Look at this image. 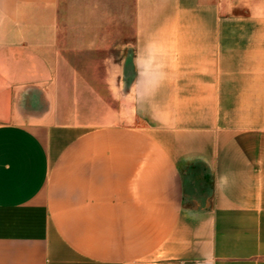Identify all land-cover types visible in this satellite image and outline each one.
Listing matches in <instances>:
<instances>
[{"label": "crops", "instance_id": "0c3cea01", "mask_svg": "<svg viewBox=\"0 0 264 264\" xmlns=\"http://www.w3.org/2000/svg\"><path fill=\"white\" fill-rule=\"evenodd\" d=\"M58 1L0 0V264H264V0H132L95 122L55 107ZM102 37L79 54L127 46Z\"/></svg>", "mask_w": 264, "mask_h": 264}, {"label": "rangeland", "instance_id": "374dc122", "mask_svg": "<svg viewBox=\"0 0 264 264\" xmlns=\"http://www.w3.org/2000/svg\"><path fill=\"white\" fill-rule=\"evenodd\" d=\"M132 0H59L58 26L66 36L69 35V54L71 78L69 86L59 87V99L56 109L71 113L72 121H97V115L110 109H117L120 101L112 93V86L106 74L104 57H110L121 64L122 76L132 73V56L129 39L126 35L131 27ZM93 33L101 35L95 37ZM117 34L119 43H127L124 48L113 49L112 53L101 55L79 54L82 43H94L104 40L102 36ZM64 39V38H62ZM65 40V39H64ZM82 42V43H81ZM63 46V44H62ZM79 81V82H76ZM76 82V83H75ZM122 90L127 85L121 87ZM123 92V91H122ZM184 180L189 184L190 201L198 198L208 200L212 178L201 163H193L184 167ZM194 169V171H193Z\"/></svg>", "mask_w": 264, "mask_h": 264}]
</instances>
